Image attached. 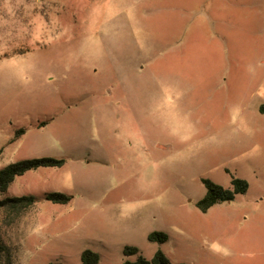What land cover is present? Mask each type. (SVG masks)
Segmentation results:
<instances>
[{"label":"rangeland","instance_id":"1","mask_svg":"<svg viewBox=\"0 0 264 264\" xmlns=\"http://www.w3.org/2000/svg\"><path fill=\"white\" fill-rule=\"evenodd\" d=\"M263 105L264 0H0V264H264Z\"/></svg>","mask_w":264,"mask_h":264},{"label":"trees","instance_id":"2","mask_svg":"<svg viewBox=\"0 0 264 264\" xmlns=\"http://www.w3.org/2000/svg\"><path fill=\"white\" fill-rule=\"evenodd\" d=\"M260 114L264 115V105L259 109ZM62 162H55L51 160H31L21 161L5 167L0 170V194H3L8 185L13 182L16 177L22 176L24 173L37 169L47 167H58ZM205 188V195L202 200L196 204V208L201 213H206L211 207L219 203L232 202L237 195H244L247 191V184L244 181L237 179L231 180V190H224L209 181H202ZM45 200L53 204H65L68 198L59 194H46ZM34 198L22 197L18 199H6L0 201V207L8 206L13 210L24 211L32 207ZM148 241L152 243H165L166 237L162 234L152 233L148 237ZM138 252L134 248H125L123 256L128 258L137 255ZM80 264H99L98 256L90 251H84L80 255ZM123 264H168L165 257L160 251H157L153 258L149 261L138 256L134 262L125 261Z\"/></svg>","mask_w":264,"mask_h":264}]
</instances>
